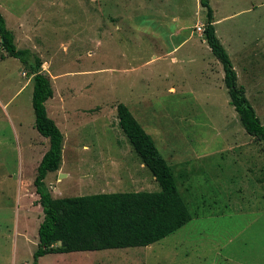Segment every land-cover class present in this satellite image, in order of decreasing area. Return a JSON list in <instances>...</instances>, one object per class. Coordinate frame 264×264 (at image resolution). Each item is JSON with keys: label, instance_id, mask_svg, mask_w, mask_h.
I'll list each match as a JSON object with an SVG mask.
<instances>
[{"label": "rangeland", "instance_id": "1", "mask_svg": "<svg viewBox=\"0 0 264 264\" xmlns=\"http://www.w3.org/2000/svg\"><path fill=\"white\" fill-rule=\"evenodd\" d=\"M209 4L237 85L264 125V0ZM0 13L51 82L46 112L63 135L60 168L44 180L52 197L159 190L118 125L123 103L192 215L147 247L49 254L36 264H264V145L229 104L222 65L203 43L199 0H0ZM32 91L27 68L4 55L0 264H34L43 219L33 180L48 139L34 128Z\"/></svg>", "mask_w": 264, "mask_h": 264}, {"label": "trees", "instance_id": "2", "mask_svg": "<svg viewBox=\"0 0 264 264\" xmlns=\"http://www.w3.org/2000/svg\"><path fill=\"white\" fill-rule=\"evenodd\" d=\"M199 3L206 17L203 40L222 65L229 104L246 134L264 145V125L245 96L244 89L237 85L230 58L216 37L209 0H199ZM0 35L4 55L18 59L31 76L34 128L48 139V148L41 157L33 180L43 214L37 232V250L33 253L34 264L49 254L147 247L173 234L192 219L171 166L152 137L123 103L115 107L118 125L159 190L53 198L44 180L60 168L63 135L46 112L45 104L53 97L51 82L41 68L42 60L30 50L15 46L14 35L5 27L1 13Z\"/></svg>", "mask_w": 264, "mask_h": 264}, {"label": "built area", "instance_id": "3", "mask_svg": "<svg viewBox=\"0 0 264 264\" xmlns=\"http://www.w3.org/2000/svg\"><path fill=\"white\" fill-rule=\"evenodd\" d=\"M2 54L4 55V47H3V40H2L1 35H0V58H1Z\"/></svg>", "mask_w": 264, "mask_h": 264}, {"label": "crops", "instance_id": "4", "mask_svg": "<svg viewBox=\"0 0 264 264\" xmlns=\"http://www.w3.org/2000/svg\"><path fill=\"white\" fill-rule=\"evenodd\" d=\"M12 34H13V33H12ZM14 37H15V36H14ZM14 43H17L16 37H15ZM203 43L205 44L204 40H203ZM15 46H16V44H15ZM16 47H17V46H16ZM142 166H143V165L141 164V167H142ZM137 180H138V179H137ZM137 185L139 186V180H138Z\"/></svg>", "mask_w": 264, "mask_h": 264}]
</instances>
